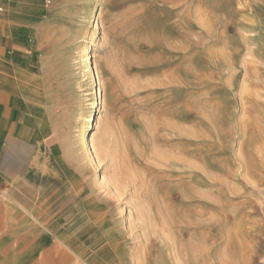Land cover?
Here are the masks:
<instances>
[{
  "label": "rangeland",
  "instance_id": "374dc122",
  "mask_svg": "<svg viewBox=\"0 0 264 264\" xmlns=\"http://www.w3.org/2000/svg\"><path fill=\"white\" fill-rule=\"evenodd\" d=\"M43 2V106L102 224L87 229L92 251L118 243L139 264H264V0ZM95 27L83 95L79 50ZM18 251L0 249V264L40 256ZM75 257L59 248L52 264H83Z\"/></svg>",
  "mask_w": 264,
  "mask_h": 264
},
{
  "label": "crops",
  "instance_id": "0c3cea01",
  "mask_svg": "<svg viewBox=\"0 0 264 264\" xmlns=\"http://www.w3.org/2000/svg\"><path fill=\"white\" fill-rule=\"evenodd\" d=\"M48 13L43 0H0V249L36 250L29 264L54 263L59 248L83 264H139L118 243L112 252L92 251L87 229L102 224L87 208L81 177L51 144L37 75V37Z\"/></svg>",
  "mask_w": 264,
  "mask_h": 264
},
{
  "label": "bare ground",
  "instance_id": "6f19581e",
  "mask_svg": "<svg viewBox=\"0 0 264 264\" xmlns=\"http://www.w3.org/2000/svg\"><path fill=\"white\" fill-rule=\"evenodd\" d=\"M97 7H98L97 2H93L90 9L86 13V24L88 27L92 26L95 22V10L97 9ZM96 32H97V27H95L94 34L91 37H89L90 39L86 43L82 44L79 50V55L81 58V66L85 69L84 71L85 79H84V84L82 87L83 95H86V93L91 90V87L94 82V70H93V64H92L91 56H90L91 55V44L90 43L95 40ZM100 99H101V95H100ZM86 133H87L86 125H82V127L80 128L79 135H78L82 141V147L84 148V151L86 152L87 155H91L92 158L96 159V148L94 144H92L90 141H87Z\"/></svg>",
  "mask_w": 264,
  "mask_h": 264
}]
</instances>
